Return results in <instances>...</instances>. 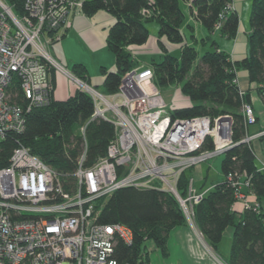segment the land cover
<instances>
[{"label": "built area", "instance_id": "1", "mask_svg": "<svg viewBox=\"0 0 264 264\" xmlns=\"http://www.w3.org/2000/svg\"><path fill=\"white\" fill-rule=\"evenodd\" d=\"M84 1L21 0V11L16 13L15 1L0 0V140L11 132L21 133L26 115L50 104L51 72L93 103L90 119L77 131L83 150L71 173L55 171L21 144L0 169V264H123L113 259V250L117 240L131 244L132 233L121 224L98 223L96 206L121 188L171 193L187 224L210 252L194 222V206L208 189L197 191L191 180L186 196L181 197L176 185L183 171L235 145L232 117L172 118L170 112L181 107L164 102L146 66L126 71L110 94L76 78L48 49L71 27L73 14L82 13ZM152 5L153 0H148V7L140 11L143 17H151ZM234 11L231 0L219 13L215 30ZM15 81L18 89L12 93ZM239 94L242 97L244 90ZM241 111L245 125H253L252 107L243 103ZM94 119L109 121L114 136L106 154L86 166V126ZM263 135L264 131L250 135L247 129L241 142L252 144ZM207 141L211 148H206ZM227 180L234 188L235 202L242 201L245 209L259 208L255 195L244 193L250 185L247 174H230Z\"/></svg>", "mask_w": 264, "mask_h": 264}, {"label": "trees", "instance_id": "2", "mask_svg": "<svg viewBox=\"0 0 264 264\" xmlns=\"http://www.w3.org/2000/svg\"><path fill=\"white\" fill-rule=\"evenodd\" d=\"M11 1L16 2L14 11L20 12L21 0ZM181 1L190 2L189 10L194 19L207 32L204 37L196 39L192 34L193 27L187 25L190 38L194 41L192 45L185 43L181 31L185 20ZM230 1L153 0L151 17L146 18L140 11L148 7V0H85L82 13L91 17L104 10L115 19L106 36L107 49L115 58V70L101 69L104 81L100 89L104 94L115 92L122 75L138 65L128 48L144 45L150 36L147 24L155 22L160 59L151 61L146 67L151 69L158 89L178 85L180 92L191 102L190 106L174 109L170 116L232 117V142L235 145L224 153L221 161L222 180L208 188L194 206V222L216 254L224 230L233 228L229 253L223 259L226 264H264V213L260 208H250L237 216L232 210L236 201L234 188L227 180L230 174L244 172L250 177V185L245 193L252 192L259 206L264 202V171L257 165L252 144L241 142L249 128L245 125L241 105L251 106V90L256 91L264 106V0L251 2L247 52L240 61H232L230 54L223 51L213 38L214 32L227 39H233L237 34L239 18L235 11L227 14L218 30L214 28L219 13ZM163 38L168 43L179 45L178 51L169 52L162 42ZM198 45L204 49L202 53L196 48ZM240 70L246 71L249 82L242 97L235 82ZM70 72L91 85L82 64H73ZM51 79L54 84V78ZM13 85L12 93L18 89V82L15 81ZM92 112L90 97L79 89L65 100H55L52 95L49 105L34 108L26 115L21 133L11 132L0 140V169L8 165L13 149L21 144L55 171L71 173L83 150L82 140L77 135L78 128L90 119ZM257 122L255 114L254 124ZM85 135V165L90 166L106 154L107 146L114 136V128L109 121L94 119L87 124ZM211 146L210 141H207L206 148ZM190 171H183L178 178L176 190L181 197L186 196L191 181ZM96 206L99 210L98 223L121 224L132 233L131 244L117 240L113 250V259L123 264H149L145 247L149 240L156 244L163 256L167 255L169 231L175 226L187 224L175 197L158 189L121 188L110 197L99 200Z\"/></svg>", "mask_w": 264, "mask_h": 264}, {"label": "crops", "instance_id": "3", "mask_svg": "<svg viewBox=\"0 0 264 264\" xmlns=\"http://www.w3.org/2000/svg\"><path fill=\"white\" fill-rule=\"evenodd\" d=\"M251 2L252 0H232L235 12L239 18L237 34L233 39L221 37L218 32H214L213 35H216L220 42L224 41L220 46L217 39H214L223 51L230 54L232 61H240L245 57L247 52L246 36L250 32V25L249 19L247 20L246 15L249 16ZM189 3L190 2L181 1V7L183 8L185 15V20L181 28L183 34V26L186 27L187 25H190L191 22H193L196 26L201 25L194 19L191 11L189 10ZM185 12H188V17H186ZM114 22L115 19L104 10L96 12L91 17H87L83 13L73 14L71 17V27L64 32L59 43L50 46L49 52L51 57L69 71L73 64H82L90 77L91 85L97 88H102L104 76L101 73V69H106L108 71L115 70L114 56L107 49L106 45L107 32ZM194 30L195 28L193 27L192 34L196 39H200L207 34V32L205 34L201 33L202 35L199 37L195 35L196 33ZM162 42L171 53L177 52L179 49V45L168 43L164 38L162 39ZM185 43L189 45L194 44L190 35L188 38H185ZM141 46H145L144 50L146 51L160 54L157 48L156 35L151 38L149 42L147 40V42ZM135 47L136 46L129 47V51L137 49ZM135 58L137 60V57ZM244 75L246 77H244ZM52 77L54 78L53 98L55 100H65L74 94L76 89L72 83L54 72L51 73V78ZM241 79H244L245 83L244 85H241L240 77L238 76V86L241 90L246 91L249 87L247 74H244L243 72ZM255 114L258 117V122L255 126H249L248 133L250 135L256 134L259 131H264V119L262 118L264 111L258 112L255 110ZM252 146L256 156L257 165L259 169H262L264 167V135L253 140ZM192 170L196 173L198 172L197 181H201L199 186L201 187L205 177H203V170L201 166H197ZM191 180L193 185L194 180L192 178ZM221 180L222 177L220 181ZM217 182H212L208 188H211L213 184ZM202 190H205V188ZM263 203L264 202L260 203V208L264 213ZM232 210L237 216H239L245 210V206L242 201H237L233 204ZM232 236L233 228L227 227L224 230L222 240L218 245V254L214 253L212 250H210V254V252L197 238L193 228L188 224H184L175 226L169 231L166 242L167 255L163 256L159 248L151 240L146 241L145 247L148 252L149 264H220L218 260L225 263L223 259L228 256Z\"/></svg>", "mask_w": 264, "mask_h": 264}, {"label": "rangeland", "instance_id": "4", "mask_svg": "<svg viewBox=\"0 0 264 264\" xmlns=\"http://www.w3.org/2000/svg\"><path fill=\"white\" fill-rule=\"evenodd\" d=\"M186 17H188V12L186 13ZM246 18L248 20L249 16L246 15ZM190 25L195 28L194 32L196 33L195 34L196 36L200 37L202 35L201 33H203V34L206 33L203 26H201V25L196 26L193 22H191ZM147 28L149 30V35H150V37L148 39V42H149V40L156 35L157 25L155 22H149L147 24ZM183 30H184L185 38H188L190 35V32H189V29L187 28V26L186 27L183 26ZM213 38L217 39V36L215 35V36H213ZM217 41H218L220 46H221V43L224 42V41L220 42L219 39H217ZM135 48H137V49L130 51L131 54H133V56L137 57V61H138V65L136 67H134V69L139 68V67H144V66L148 65L151 61H153V60L159 61V59H160L158 53L149 52V51L144 50L145 46H136ZM196 48L200 51V53H202L204 51V49H202V46H197ZM48 52H49V49H48ZM49 54H50V52H49ZM114 61H115V58H114ZM243 72H244V74H246V71H244V70H240L237 73L238 76L240 77V84L241 85H244V83H245V80L241 79ZM244 77H246V76L244 75ZM97 90L99 92H102V90L100 88ZM159 91L161 93V96H162L164 102L168 106L184 107V106H188L191 104L190 100L180 92V87L178 85H168V86H164V87H159ZM251 98H252V105H253V106L251 105V107L254 111V114H255V110L258 112L264 111V106L260 100V97L256 93V91H254V90L250 91V99ZM172 105H175V106H172ZM262 118L264 119V115H262ZM255 125L256 124L250 125V127L255 126ZM223 158H224V154H222L218 157H215V158L199 165V166H201V168L203 170V177L205 176L204 181L202 182L203 185L201 187H199L201 181H197L198 172L196 173L193 170H191L189 172L191 178L194 180L193 187L196 190L203 191L202 189L208 188L212 182L220 181V179L222 177L221 172H220V164H221V161ZM194 183H195V185H194ZM259 208H260V206H259ZM263 209H264V203H263Z\"/></svg>", "mask_w": 264, "mask_h": 264}]
</instances>
